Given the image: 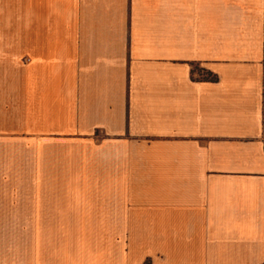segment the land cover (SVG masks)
Instances as JSON below:
<instances>
[{
  "label": "crops",
  "instance_id": "obj_1",
  "mask_svg": "<svg viewBox=\"0 0 264 264\" xmlns=\"http://www.w3.org/2000/svg\"><path fill=\"white\" fill-rule=\"evenodd\" d=\"M0 264H264V0H0Z\"/></svg>",
  "mask_w": 264,
  "mask_h": 264
},
{
  "label": "rangeland",
  "instance_id": "obj_2",
  "mask_svg": "<svg viewBox=\"0 0 264 264\" xmlns=\"http://www.w3.org/2000/svg\"><path fill=\"white\" fill-rule=\"evenodd\" d=\"M194 75L196 77H206L207 76L206 72L202 68H200L198 66L195 67V69H194Z\"/></svg>",
  "mask_w": 264,
  "mask_h": 264
},
{
  "label": "trees",
  "instance_id": "obj_3",
  "mask_svg": "<svg viewBox=\"0 0 264 264\" xmlns=\"http://www.w3.org/2000/svg\"><path fill=\"white\" fill-rule=\"evenodd\" d=\"M206 77H205V79H208V80H212V81H214V80H216L217 78L215 77V76H213L211 73H206Z\"/></svg>",
  "mask_w": 264,
  "mask_h": 264
}]
</instances>
